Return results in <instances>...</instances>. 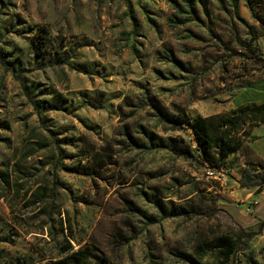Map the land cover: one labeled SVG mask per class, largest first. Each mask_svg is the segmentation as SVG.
<instances>
[{
  "label": "rangeland",
  "instance_id": "374dc122",
  "mask_svg": "<svg viewBox=\"0 0 264 264\" xmlns=\"http://www.w3.org/2000/svg\"><path fill=\"white\" fill-rule=\"evenodd\" d=\"M261 1L0 0V264H264V206L170 122L263 76Z\"/></svg>",
  "mask_w": 264,
  "mask_h": 264
},
{
  "label": "trees",
  "instance_id": "16d2710c",
  "mask_svg": "<svg viewBox=\"0 0 264 264\" xmlns=\"http://www.w3.org/2000/svg\"><path fill=\"white\" fill-rule=\"evenodd\" d=\"M262 60L264 63V58ZM153 106L158 114L165 116L161 107L156 104ZM177 111V115L170 121L173 128L185 127L188 129L195 143L198 159L201 163L216 169L223 168L225 159L241 148L253 126L264 123V103L261 105L247 104L226 113L193 120L184 110L178 108ZM246 126L247 129H245ZM255 235L256 233H241L236 240L222 235L214 238L207 250L219 251L225 258H228L235 252L243 238L248 240ZM201 248L203 250V247ZM99 264L110 263L106 259H102Z\"/></svg>",
  "mask_w": 264,
  "mask_h": 264
},
{
  "label": "crops",
  "instance_id": "0c3cea01",
  "mask_svg": "<svg viewBox=\"0 0 264 264\" xmlns=\"http://www.w3.org/2000/svg\"><path fill=\"white\" fill-rule=\"evenodd\" d=\"M264 4V1H261ZM264 23V22H263ZM264 103V74L247 87L235 93L224 106H212L206 112H198L188 117L205 118L226 113L247 104L261 105ZM195 149V143L193 141ZM223 169L228 173V179L221 187L227 189L231 196L241 193L257 199L258 204L264 206V123L253 126L249 136L242 143L241 148L229 155ZM253 195V196H252ZM248 199V198H247ZM264 211V210H263Z\"/></svg>",
  "mask_w": 264,
  "mask_h": 264
},
{
  "label": "built area",
  "instance_id": "2783aa9c",
  "mask_svg": "<svg viewBox=\"0 0 264 264\" xmlns=\"http://www.w3.org/2000/svg\"><path fill=\"white\" fill-rule=\"evenodd\" d=\"M224 173L225 172L223 168L216 169V168L206 167L204 169V175L207 179H213L220 183H222L224 180L223 179L225 177ZM247 211H249V209H247Z\"/></svg>",
  "mask_w": 264,
  "mask_h": 264
}]
</instances>
